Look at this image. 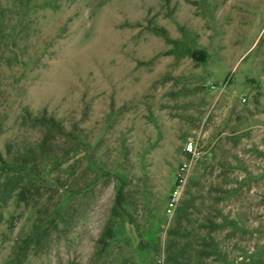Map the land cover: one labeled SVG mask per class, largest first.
Instances as JSON below:
<instances>
[{
	"label": "rangeland",
	"instance_id": "374dc122",
	"mask_svg": "<svg viewBox=\"0 0 264 264\" xmlns=\"http://www.w3.org/2000/svg\"><path fill=\"white\" fill-rule=\"evenodd\" d=\"M185 200L182 264H264V0H0V264H169Z\"/></svg>",
	"mask_w": 264,
	"mask_h": 264
},
{
	"label": "trees",
	"instance_id": "16d2710c",
	"mask_svg": "<svg viewBox=\"0 0 264 264\" xmlns=\"http://www.w3.org/2000/svg\"><path fill=\"white\" fill-rule=\"evenodd\" d=\"M29 121L32 125H38L41 128L44 129L43 131V137L42 139L36 143V149L32 148L28 151L27 157H25L22 161L25 163V165L28 164H34L35 160L33 157L34 150L37 151V154L39 157L37 160H39L40 164H43L45 160H49L50 156L53 154L52 152V142H50V133H56L59 135H66L68 136L70 133L65 131L62 124L54 119L53 117H49L46 115H41L40 117H33L32 119L29 118ZM36 166V165H33ZM121 191V190H120ZM120 194V193H119ZM120 200V195L117 196V201ZM188 202L185 200L176 208L175 211V227L169 230V241L166 246V261L170 264H182L181 260L184 259L186 256L185 254H188L191 248L189 247V242L184 241L183 244L179 247L177 246L178 242L177 239L174 238L178 234V231L180 228H182V236L189 237L191 234V230H189L188 227L184 226V224H187L190 221V214L188 211L189 205ZM112 236V231L110 227H106V230L103 233L104 239H109ZM188 248V249H187ZM197 256L199 258H206L209 256V251H197Z\"/></svg>",
	"mask_w": 264,
	"mask_h": 264
},
{
	"label": "built area",
	"instance_id": "2783aa9c",
	"mask_svg": "<svg viewBox=\"0 0 264 264\" xmlns=\"http://www.w3.org/2000/svg\"><path fill=\"white\" fill-rule=\"evenodd\" d=\"M183 151L185 153V155L189 156V157H193L197 154V149L196 147L194 146L193 142L192 141H189L187 143H185L184 147H183ZM177 197H178V190L175 189L171 195H170V198L168 200V203H167V207H166V210L168 212H171L174 210V207H175V204H176V200H177Z\"/></svg>",
	"mask_w": 264,
	"mask_h": 264
}]
</instances>
